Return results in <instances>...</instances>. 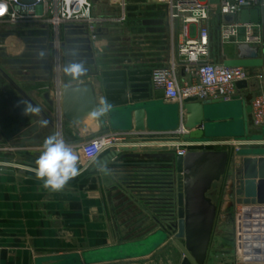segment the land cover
I'll list each match as a JSON object with an SVG mask.
<instances>
[{
	"label": "water",
	"instance_id": "1",
	"mask_svg": "<svg viewBox=\"0 0 264 264\" xmlns=\"http://www.w3.org/2000/svg\"><path fill=\"white\" fill-rule=\"evenodd\" d=\"M33 2L34 0H24ZM218 3L219 0H211ZM264 18V12L258 8L243 9L240 19L243 22H259ZM226 21H232L233 17L226 16ZM68 27L85 28L84 25H69ZM109 28H97V35H109ZM15 31L0 32V39L14 37ZM108 40L114 37L108 36ZM0 49H4L0 47ZM235 57L223 56L221 62L228 67H245L257 69L258 74L264 77V50L242 44L234 46ZM74 64L70 63L69 65ZM84 72L80 76H110L118 75L119 85L111 91L104 87L105 102L110 103L106 112L113 129H134L136 141H179L177 136H155L145 134L149 130L157 129L176 131L181 128L182 139L198 141L202 145H210L213 138L235 136L241 143L236 154L241 157L237 167L239 177L234 188L235 203L241 207L238 230V256L243 264H264V148H245L249 142L264 144V132L259 135L249 134V115L252 113V105L243 98L244 92H250L254 86L262 83L251 81H238L237 93L229 100L221 96L209 97L200 100L190 96L182 102L170 103L165 100L163 89H155L152 84V69H122L115 71H100L98 65L94 69L83 67ZM2 75L7 79L23 98L39 109V112L55 129V120L48 114L30 95L20 86L5 70L0 67ZM255 83V84H254ZM244 91V92H243ZM51 107L55 106L54 100L49 98ZM58 119L79 126L90 120L92 112L100 108L95 86L92 82H84L60 88L58 92ZM57 104V103H56ZM93 120H101V116ZM178 128V129H179ZM173 129V130H172ZM176 129V130H175ZM66 142H70L66 140ZM43 141L33 143L30 146H42ZM8 142H0V148L8 147ZM26 145V144H19ZM135 150V149H134ZM153 150V149H152ZM155 152H147L145 156L154 159L148 162L150 165L171 166L165 169L123 170L122 177H128L133 185H157L163 181L164 175L174 177L175 191L170 196L175 197L169 208L164 211L168 216L155 221L160 228L145 237L112 244L83 252H72L61 255L39 257L36 264L51 262V264H102L117 261L139 259L153 254L170 236L183 254L180 264H207L209 250L212 242L218 206L210 193L225 177L231 154L226 149L200 148L191 149L185 154H179L172 150L154 149ZM160 150V151H157ZM129 152L124 156L141 158L143 155L136 153L127 146L115 148L98 165H103L120 155L121 152ZM41 151H37L39 156ZM123 156V157H124ZM145 164V163H141ZM146 183V184H145ZM145 195H160L161 192L146 189ZM167 223V225H166ZM240 236V238H239Z\"/></svg>",
	"mask_w": 264,
	"mask_h": 264
},
{
	"label": "crops",
	"instance_id": "2",
	"mask_svg": "<svg viewBox=\"0 0 264 264\" xmlns=\"http://www.w3.org/2000/svg\"><path fill=\"white\" fill-rule=\"evenodd\" d=\"M149 20L151 30L147 33V38H143L144 34H140L141 42L130 43L125 47L123 46L125 38L114 36V40H108L110 33L107 36L101 35L103 37L102 43L107 41H117V43L109 46L106 43L105 45L109 47L108 50L99 55L93 51L92 53H79L81 55L77 56L75 62L80 60L86 62L92 58V66L88 65L87 67L94 69V66L98 65L99 70L103 72L122 69L154 70L167 66L175 49L169 40L168 13L151 12ZM108 25L109 23L102 29L109 28ZM68 26L61 27V40L63 41L67 37L69 44H81L80 35L81 33L88 34L87 28ZM48 30L51 33L52 29L47 28ZM15 38L14 36L7 39L11 41ZM157 41L159 45H157ZM49 46L51 50L54 48L52 42ZM6 47L8 48L9 45ZM222 50L218 61H221L223 56L235 57L236 55L234 45L225 44L222 46ZM0 67L5 70L4 64L0 63ZM5 72L7 71L5 70ZM7 74L9 73L7 72ZM10 76L22 86L15 76ZM119 78L120 76L112 74L104 77L79 76L70 80L64 75L57 82L50 83L44 91L37 88L27 89L22 86L54 118L55 129L53 130L48 122L46 126L43 125V121L47 120L40 112L26 115L22 111L23 106H15L17 100L26 99L12 88L7 79L0 74V142H8L11 146L10 148H0V151L10 149L15 152L8 161L10 166L0 169V264H36L39 257L83 252L117 244L120 236L116 229L119 219L117 211L120 209L113 204L115 200L113 197L117 193L122 197L127 196L129 201H135L139 205V209L151 210L156 213L146 197L147 195L143 193L146 191L136 188V185H133L128 177H122L123 170H137L134 166L122 165L123 162H130L127 160L131 159L123 158L130 151H123L106 164L98 165L113 151V149L107 150L88 168H79L80 174L69 180L64 188L58 192L43 188L42 181L38 180L31 171L38 156L37 151L30 145L44 141L47 136L54 132L59 133L60 138L62 136L64 140L73 143H81L89 138L111 132L128 134L129 137L120 140L116 144L117 147L127 146L143 156L147 152H155L154 149L166 150L163 146H180L186 142L185 140L181 141V139L167 143L162 140H133L135 137L133 136L134 129H113L107 113L101 116V120L90 119L79 126H74L64 120L60 122L57 111L60 88L92 82L101 108L105 102L104 87L106 86L111 91L110 96H114L112 89L119 85ZM179 78L181 82H185L191 80L192 76L181 70ZM252 82L257 83L255 79ZM258 90L259 87L254 86L250 92L243 91V98L247 101V97H253ZM46 94H49V98L54 100V107L50 106ZM250 117L251 114L249 115V134L245 135L246 139H251V136L264 132V128L252 124ZM147 131L149 132V130ZM155 132L165 133L169 130L157 129ZM236 138L235 136L216 137L212 140L223 142ZM223 146L219 144L220 148ZM242 146L250 149L264 148V144L258 142H249ZM239 159L240 157H238ZM0 161H4L2 157H0ZM239 164L240 160L238 163L236 162V166L238 167ZM174 176L176 179V173ZM226 183L224 209L231 205L232 190L230 188L235 181L231 178ZM220 195L219 188L216 191L217 199H214L217 206H219L218 196ZM125 261L127 260L102 264H122ZM43 264H51V262H44Z\"/></svg>",
	"mask_w": 264,
	"mask_h": 264
},
{
	"label": "built area",
	"instance_id": "3",
	"mask_svg": "<svg viewBox=\"0 0 264 264\" xmlns=\"http://www.w3.org/2000/svg\"><path fill=\"white\" fill-rule=\"evenodd\" d=\"M168 6V24L172 38L181 34L182 42L178 43V52H174L165 67L155 68L152 73V84L155 89H163L165 100L170 103L182 102L184 98L195 96L200 100L221 96L225 100L231 99L237 93L238 81H251V74L245 67H228L221 61L210 56L212 41L211 20L218 25L222 44L234 46L246 44L264 50V18L259 22H243L240 13L243 9L258 8L264 12V0H163ZM233 17L226 21L225 17ZM125 19V17H123ZM121 20V19H120ZM113 19L97 15L93 0H0V25L11 28L17 27H47L54 34L53 46L57 50L56 65L60 72L61 27L64 25H84L94 39L97 28L111 23ZM181 70L192 76L191 80L181 82ZM61 75L58 74L60 80ZM261 83L264 77L260 74ZM253 125L264 128V87L260 85L252 102ZM145 134L155 136H177L182 139L181 128L172 132L157 133L145 131ZM128 134L105 133L85 140L84 142H64L69 145L78 157L77 167L88 168L104 152L117 148V143ZM133 136L136 137V132ZM129 137V136H128ZM150 141V140H149ZM183 145L163 146L179 154H185L191 149L213 148L222 145L235 146L236 151L241 143L236 139L223 142L212 141L204 146L198 141H187ZM163 142H171L164 140ZM227 143V144H226ZM41 151V146L33 147ZM114 159V158H113Z\"/></svg>",
	"mask_w": 264,
	"mask_h": 264
},
{
	"label": "rangeland",
	"instance_id": "4",
	"mask_svg": "<svg viewBox=\"0 0 264 264\" xmlns=\"http://www.w3.org/2000/svg\"><path fill=\"white\" fill-rule=\"evenodd\" d=\"M93 3L97 15H103L113 19L108 25L110 36H121L125 38V43H123L125 47L130 45V43H136L137 41L141 42L142 38L140 34H144L143 38H147V33L151 30L149 25L151 12L158 11L168 13V6L163 0H93ZM123 17H125V19ZM211 29L212 41L210 56L218 61L219 54L223 51L222 46H224V44H222L220 40L218 25L214 19L211 20ZM10 31H15L16 38L11 41L7 38L0 39V47L4 48L0 49V63L4 64V69L10 75L15 76L22 86L27 89L37 88L43 91L49 87L50 83L57 82L58 74H60L61 77L65 75L70 80L74 79L72 76L65 73L64 69L66 65L79 62L78 64L86 67L88 65L92 66V58L88 59L86 62H83V60L75 62L77 56L81 55L79 53H92L93 51L96 55H99L108 50L109 45H115L117 43V41H107V46L105 45L106 43L101 42L103 38L101 35H99L97 39H94L89 30L88 34L81 33V44L78 45L73 43L69 44L66 37L63 41L61 40L64 43L60 46L61 70L59 72L56 65L57 50L55 48L51 50L49 46L50 42H53L54 39L53 31L49 33L45 27L41 26L16 30L7 25H0V32ZM168 34L172 46L174 45L173 47L176 49L175 53H177L178 43L182 42L183 37L181 34L177 33L176 36L172 38L169 24ZM6 45H9V47L7 48ZM157 45H159L158 41ZM249 71L251 80L255 79L257 83H261V79L258 78L259 74L257 69H249ZM253 98L254 96L247 97V102L251 103ZM250 120L253 124L252 116ZM10 147L9 145L4 148ZM218 148L227 149L231 154V159L225 177L210 193L212 198L217 199L216 191L220 188L221 195L218 196V214L207 264H243L242 259H240L237 254L239 250L237 218L241 207L234 202V188L237 183V178L239 177L236 162L238 163L241 157L236 154L237 151L235 146L224 145L223 148L219 146L213 147V149ZM13 154H15V152L10 149H2L0 151V157H2L4 161H9L10 156ZM238 157H240L239 160ZM231 178L235 181L230 188V190H232L230 202H232L231 205L224 209L223 206L226 195L225 186L227 185L226 182ZM226 189L229 188L226 187ZM113 198H115L113 204L120 209L117 211L119 219L116 224V229L120 234L118 243L145 237L160 228L159 223L153 219V216L160 219V215L157 213L151 210L144 211L139 209V205H137L135 201H129L127 196L122 197L119 193ZM182 258L183 254L181 250L174 243L173 236H170L169 239L149 257L127 260L122 264H180Z\"/></svg>",
	"mask_w": 264,
	"mask_h": 264
},
{
	"label": "clouds",
	"instance_id": "5",
	"mask_svg": "<svg viewBox=\"0 0 264 264\" xmlns=\"http://www.w3.org/2000/svg\"><path fill=\"white\" fill-rule=\"evenodd\" d=\"M67 75L73 78L79 77L84 72L81 64L74 63L64 69ZM16 107H21L24 114H35L39 109L26 100H17ZM110 103L103 102V107L91 113L89 119H96L105 115L110 108ZM47 125V121H43ZM41 152L35 160V166L31 171L35 177L42 181V187L53 192L61 191L69 180L80 174L77 167L78 157L72 148L67 145L59 133L47 136L41 146ZM10 166L8 161H0V169Z\"/></svg>",
	"mask_w": 264,
	"mask_h": 264
},
{
	"label": "trees",
	"instance_id": "6",
	"mask_svg": "<svg viewBox=\"0 0 264 264\" xmlns=\"http://www.w3.org/2000/svg\"><path fill=\"white\" fill-rule=\"evenodd\" d=\"M22 28H27V27H17L14 28L16 30L22 29ZM47 29V27H45ZM50 33V30H48ZM123 158L125 159H131L127 160L130 162H123L122 165H128V166H134L136 167L137 170L145 171L149 169H165L168 170L171 168V166H161V165H150L147 164L148 162H154V159L148 158L147 156H142L141 158H131L124 156ZM145 163V164H141ZM167 177H163V181L158 183L157 185H154L153 183H148L150 185H136V188L141 189L142 191H146V189L149 190H155L161 192L160 195H147L146 197L149 199L150 203L152 204V208H154V211L160 215V219H162L165 216H168L169 214L164 211L165 208H169V204L175 200V197L170 196L171 192L175 191V184L173 185L171 178L174 177H168L169 175H164ZM146 184V183H145ZM145 195V194H144ZM173 200V201H172Z\"/></svg>",
	"mask_w": 264,
	"mask_h": 264
},
{
	"label": "bare ground",
	"instance_id": "7",
	"mask_svg": "<svg viewBox=\"0 0 264 264\" xmlns=\"http://www.w3.org/2000/svg\"><path fill=\"white\" fill-rule=\"evenodd\" d=\"M240 212H241V209H240ZM239 216H240V214H239ZM238 216V217H239ZM240 218V217H239ZM238 218V220H239V223L241 222V220ZM241 234V232H240V230H238V235H240ZM239 238H240V236H239Z\"/></svg>",
	"mask_w": 264,
	"mask_h": 264
},
{
	"label": "flooded vegetation",
	"instance_id": "8",
	"mask_svg": "<svg viewBox=\"0 0 264 264\" xmlns=\"http://www.w3.org/2000/svg\"><path fill=\"white\" fill-rule=\"evenodd\" d=\"M0 74H2V72L0 71Z\"/></svg>",
	"mask_w": 264,
	"mask_h": 264
}]
</instances>
